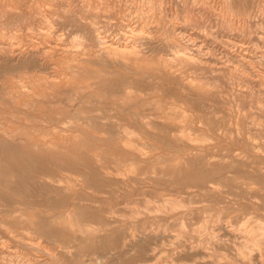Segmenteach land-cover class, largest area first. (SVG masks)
Listing matches in <instances>:
<instances>
[{
  "label": "rangeland",
  "instance_id": "rangeland-1",
  "mask_svg": "<svg viewBox=\"0 0 264 264\" xmlns=\"http://www.w3.org/2000/svg\"><path fill=\"white\" fill-rule=\"evenodd\" d=\"M0 40V260L264 264V0H0Z\"/></svg>",
  "mask_w": 264,
  "mask_h": 264
},
{
  "label": "bare ground",
  "instance_id": "bare-ground-1",
  "mask_svg": "<svg viewBox=\"0 0 264 264\" xmlns=\"http://www.w3.org/2000/svg\"><path fill=\"white\" fill-rule=\"evenodd\" d=\"M4 1V0H3ZM61 1V0H60ZM67 3V2H66ZM126 3V2H125ZM129 3V2H128ZM148 3V2H147ZM157 3V2H156ZM115 4V3H114ZM127 4V3H126ZM150 4V3H149ZM124 5V4H123ZM142 6V5H141ZM160 6V5H159ZM158 6V7H159ZM45 7V6H44ZM117 15H120L123 11L119 6H117ZM116 7V8H117ZM61 8V7H60ZM146 8V7H145ZM133 9V8H132ZM127 10V9H126ZM154 10V9H153ZM162 10V9H160ZM158 11V10H157ZM41 15H43L47 20L48 16L45 14V10H43V6H41ZM152 12V11H151ZM131 13V12H129ZM127 14V13H126ZM129 15V14H128ZM139 15V14H138ZM124 16V15H123ZM130 16V15H129ZM126 17V16H125ZM132 16H130L131 18ZM88 18V17H87ZM154 18V17H153ZM156 18V17H155ZM154 18V19H155ZM104 19V18H103ZM112 18L108 17L107 21H110ZM124 19V18H123ZM152 19V18H151ZM41 20V19H40ZM83 20V19H82ZM90 20V18H89ZM126 20V19H125ZM129 20V19H128ZM134 20V19H133ZM148 20V19H147ZM173 20V19H172ZM46 21V20H45ZM85 21V20H84ZM92 21V20H90ZM93 22V21H92ZM48 23V22H47ZM55 23V22H54ZM231 23V22H230ZM91 24V23H90ZM229 24V23H227ZM16 25V24H15ZM51 25V24H50ZM49 25V26H50ZM55 25V24H54ZM99 25V24H98ZM48 26V25H47ZM59 27V26H58ZM186 27V26H185ZM183 28V27H182ZM228 28V27H227ZM15 29V28H14ZM28 30V29H27ZM44 30V29H43ZM50 30V29H49ZM213 30V29H212ZM6 31V30H5ZM96 38L95 42L97 43V46L99 47V50L97 52H94V54L97 55L98 52L101 54V59H110L114 60L116 62H122L124 60L132 59L135 56H137L140 53V46H141V40L147 39L151 36L152 32L151 29L148 27L147 21L143 22L142 20L138 22H126L125 24H122L120 28L119 38L115 36L111 37L112 34H110L109 30L106 28L101 27V29L96 28ZM118 31V30H117ZM43 32V31H42ZM168 32V31H167ZM17 33V32H16ZM187 33V32H186ZM64 34V33H63ZM168 34V33H167ZM254 34V33H253ZM15 35V33H14ZM58 35V34H57ZM177 37L178 39H183L185 37V32L181 29L180 31L177 30ZM16 36V35H15ZM21 36V35H20ZM167 36V35H166ZM202 36V35H201ZM221 36V35H220ZM4 37V36H3ZM58 37V36H57ZM195 37V36H194ZM216 37V36H215ZM65 38V37H64ZM217 38V37H216ZM20 39V38H19ZM57 39V38H56ZM55 39V40H56ZM83 39V38H82ZM5 40V39H4ZM13 40V39H12ZM44 40V39H43ZM60 40V38H59ZM202 40V39H201ZM200 40V41H201ZM234 40V39H232ZM1 41V40H0ZM184 41V40H183ZM12 42V41H11ZM10 42V43H11ZM83 42V41H82ZM42 43V42H41ZM49 43V42H48ZM54 43V42H53ZM77 43V42H76ZM141 43V44H140ZM5 44V42H4ZM71 44V43H70ZM32 45V44H31ZM60 45V44H59ZM72 45V44H71ZM76 45V44H75ZM194 45V44H193ZM199 45V44H197ZM213 45V44H212ZM10 46V45H9ZM40 46V45H39ZM16 47V46H15ZM211 47V46H210ZM23 48V47H22ZM25 48V47H24ZM36 48V47H35ZM142 48V47H141ZM176 50L173 53L172 63L178 65L180 63H195L200 62L201 58L199 55L195 53H191L189 50L188 45H184L182 42H178L175 46ZM174 48V49H175ZM202 47H198V50H201ZM13 50V49H12ZM34 50V49H33ZM39 50V49H38ZM146 50V49H145ZM144 50V51H145ZM224 50V49H223ZM10 51V50H9ZM27 51V50H26ZM49 51V50H48ZM250 51V50H249ZM3 54H6L7 51L2 50ZM254 52V51H253ZM259 52V51H258ZM261 52V51H260ZM8 53V52H7ZM30 53V52H29ZM200 53V52H199ZM264 53V52H263ZM28 54V52H27ZM148 54V53H147ZM228 54V53H227ZM250 54V53H249ZM258 54V53H257ZM262 54V52H261ZM203 55V54H202ZM208 54H206L207 56ZM26 55L23 54V57L25 58ZM99 56V55H98ZM239 56V55H238ZM237 56V57H238ZM249 56V55H248ZM256 56V55H255ZM17 57V56H16ZM76 57V56H75ZM259 58V57H258ZM14 59V58H13ZM50 59V58H49ZM121 65V63H120ZM73 70V67L71 68ZM77 67L74 68L73 73H77L76 71ZM129 70V69H128ZM260 103V102H259ZM69 125V124H68ZM44 139V138H43ZM49 142V141H48ZM61 182V181H60ZM0 226L3 227L8 233L14 236H20V232L16 229H13L12 227H9L8 224L0 220ZM254 228V227H253ZM218 229V228H217ZM214 234V230L212 232ZM252 235H254V239L260 244L263 242L264 239V228L260 229L258 233L255 231H252ZM35 238V237H34ZM211 240V239H209ZM17 243H21L20 239L18 238L16 240ZM22 245V244H21ZM251 246V245H250ZM30 248V247H28ZM33 248V247H32ZM35 250V248H34ZM43 250V249H42ZM44 253V252H43ZM53 260H59L56 258V255H50ZM2 264H42L40 260H38L36 257H24L23 259H19V257H14L12 255L6 256L5 254L1 256ZM55 261V262H57ZM58 263V262H57ZM62 264H66L65 262H62Z\"/></svg>",
  "mask_w": 264,
  "mask_h": 264
}]
</instances>
